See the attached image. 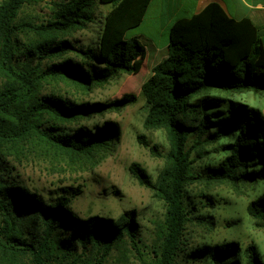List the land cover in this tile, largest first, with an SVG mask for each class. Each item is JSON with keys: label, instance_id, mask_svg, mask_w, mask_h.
<instances>
[{"label": "trees", "instance_id": "obj_1", "mask_svg": "<svg viewBox=\"0 0 264 264\" xmlns=\"http://www.w3.org/2000/svg\"><path fill=\"white\" fill-rule=\"evenodd\" d=\"M31 1L0 0V264H84L88 255L103 264L125 237L137 247L139 225L133 212L115 222L99 216L81 219L70 207L82 194L81 187L60 188L44 201L37 190L6 174L38 152L42 156L44 149L81 159L115 146V123L66 127L106 107L135 102L136 96L90 104L42 90L54 79L70 78L83 89L88 83L104 85L122 74L132 75L147 52L127 34L141 26L151 0H68L46 24H22L20 13ZM98 4L113 7L98 41L75 46L70 34L94 23ZM25 27L38 36L27 48L19 39ZM76 51L81 61L66 57ZM60 57L67 59L44 67V61ZM245 92L264 93V46L249 19L235 20L212 3L173 25L167 55L139 94L148 111L145 126L168 134V167L156 186L140 165L130 168L142 185L156 188L167 205L166 235L154 251V264H177L193 212L186 200L193 182L264 185V115L234 99ZM220 144L225 157L198 172V161L207 155L204 150ZM151 151L161 156L158 146ZM248 211L264 229V193ZM240 251L239 244L227 243L208 248L205 255L212 264H242ZM245 255L247 264H264L256 246H249Z\"/></svg>", "mask_w": 264, "mask_h": 264}, {"label": "rangeland", "instance_id": "obj_2", "mask_svg": "<svg viewBox=\"0 0 264 264\" xmlns=\"http://www.w3.org/2000/svg\"><path fill=\"white\" fill-rule=\"evenodd\" d=\"M64 1L68 0H32L21 11L19 22L46 24L61 11L60 5ZM112 8L111 5H96L94 23L75 29L69 36L72 43L77 47L96 43L102 23ZM30 31V28L25 27L19 32L24 48L38 41V36ZM142 32H147L146 28L129 32L127 39L138 40L141 47L146 49V44L136 38ZM159 40H163L158 45L159 51L150 49V56L147 53L146 58L135 63L132 75L122 74L104 85L88 83L83 89L75 86L70 78L54 79L44 84L43 94L64 96L70 101L81 99L90 104H109L128 96H136L135 102L116 108L106 107L66 127L72 130L78 126L89 128L103 126L106 122L115 123L119 134L115 146L81 159L64 155L52 148L44 149L42 156L38 152L25 166H16L14 171L6 174L14 181L23 183L29 190H37L44 201H49L52 197L49 194L60 188L81 187L82 194L70 206L81 219L99 216L115 222L121 216L133 212L139 225L137 247L130 238L125 237L103 264H154V251L159 250L166 235L167 205L159 197L156 188L142 185L130 170L133 164L140 165L156 186L161 173L168 167V134L165 130H153L145 126L148 111L145 100L139 96L153 68L167 55L165 49L168 48L169 38L161 37ZM78 55L76 51L66 57L81 61ZM66 57L44 61L43 65L45 67L63 62ZM234 99L259 109L264 115V93L245 92L236 94ZM153 146L159 147L161 156L152 153ZM222 148L221 144L207 147L204 150L207 155L196 165L198 172L207 165H217L225 157ZM263 193L262 184L233 186L229 183L206 184L197 181L189 185L186 200L193 212L185 226L177 264H212L205 250L227 243L239 244L242 264H247L245 250L249 246H256L264 259V229L258 226L248 211L251 202ZM84 259V264L100 262V258L91 255Z\"/></svg>", "mask_w": 264, "mask_h": 264}, {"label": "crops", "instance_id": "obj_3", "mask_svg": "<svg viewBox=\"0 0 264 264\" xmlns=\"http://www.w3.org/2000/svg\"><path fill=\"white\" fill-rule=\"evenodd\" d=\"M212 3L219 4L235 20L249 19L258 29L264 46V0H151L144 21L137 28H146L147 32L136 38L146 44L150 56V49L159 51L158 45L163 43L159 38H169L170 29L177 21L201 13Z\"/></svg>", "mask_w": 264, "mask_h": 264}]
</instances>
